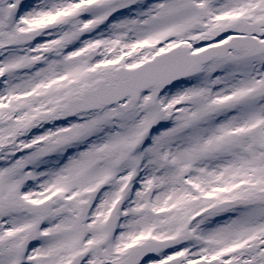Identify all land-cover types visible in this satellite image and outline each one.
I'll list each match as a JSON object with an SVG mask.
<instances>
[{
  "label": "snow or ice",
  "instance_id": "snow-or-ice-1",
  "mask_svg": "<svg viewBox=\"0 0 264 264\" xmlns=\"http://www.w3.org/2000/svg\"><path fill=\"white\" fill-rule=\"evenodd\" d=\"M0 264H264V0H0Z\"/></svg>",
  "mask_w": 264,
  "mask_h": 264
}]
</instances>
